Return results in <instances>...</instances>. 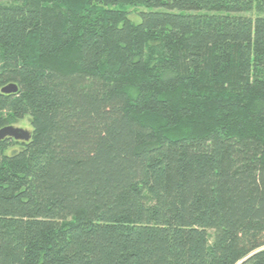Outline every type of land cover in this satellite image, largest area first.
<instances>
[{
	"label": "trees",
	"instance_id": "1",
	"mask_svg": "<svg viewBox=\"0 0 264 264\" xmlns=\"http://www.w3.org/2000/svg\"><path fill=\"white\" fill-rule=\"evenodd\" d=\"M26 118L0 264H264V0H0Z\"/></svg>",
	"mask_w": 264,
	"mask_h": 264
},
{
	"label": "water",
	"instance_id": "2",
	"mask_svg": "<svg viewBox=\"0 0 264 264\" xmlns=\"http://www.w3.org/2000/svg\"><path fill=\"white\" fill-rule=\"evenodd\" d=\"M18 91V85L14 83H10L2 88V92L4 93H16ZM7 137L14 138L16 140H29L31 138V132L28 129L15 126L8 125L0 129V141L4 140Z\"/></svg>",
	"mask_w": 264,
	"mask_h": 264
},
{
	"label": "rangeland",
	"instance_id": "3",
	"mask_svg": "<svg viewBox=\"0 0 264 264\" xmlns=\"http://www.w3.org/2000/svg\"><path fill=\"white\" fill-rule=\"evenodd\" d=\"M16 126H19V127H22V128L28 129V130L31 128L30 121L28 118H26L25 120L16 124Z\"/></svg>",
	"mask_w": 264,
	"mask_h": 264
}]
</instances>
